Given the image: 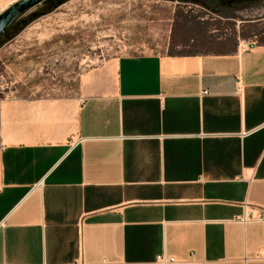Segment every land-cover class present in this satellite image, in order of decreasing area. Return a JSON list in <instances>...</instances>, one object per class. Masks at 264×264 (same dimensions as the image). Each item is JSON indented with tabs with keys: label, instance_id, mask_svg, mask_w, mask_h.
I'll list each match as a JSON object with an SVG mask.
<instances>
[{
	"label": "crops",
	"instance_id": "1",
	"mask_svg": "<svg viewBox=\"0 0 264 264\" xmlns=\"http://www.w3.org/2000/svg\"><path fill=\"white\" fill-rule=\"evenodd\" d=\"M84 86L0 99V264H264L263 38Z\"/></svg>",
	"mask_w": 264,
	"mask_h": 264
},
{
	"label": "rangeland",
	"instance_id": "2",
	"mask_svg": "<svg viewBox=\"0 0 264 264\" xmlns=\"http://www.w3.org/2000/svg\"><path fill=\"white\" fill-rule=\"evenodd\" d=\"M253 36L264 39V0H45L0 37V99H80L87 74L120 57L207 53Z\"/></svg>",
	"mask_w": 264,
	"mask_h": 264
},
{
	"label": "water",
	"instance_id": "3",
	"mask_svg": "<svg viewBox=\"0 0 264 264\" xmlns=\"http://www.w3.org/2000/svg\"><path fill=\"white\" fill-rule=\"evenodd\" d=\"M45 0H17L0 13V37L5 34L14 21L30 8Z\"/></svg>",
	"mask_w": 264,
	"mask_h": 264
},
{
	"label": "built area",
	"instance_id": "4",
	"mask_svg": "<svg viewBox=\"0 0 264 264\" xmlns=\"http://www.w3.org/2000/svg\"><path fill=\"white\" fill-rule=\"evenodd\" d=\"M17 0H13L11 1L9 5H11L12 3H14ZM7 6V7H8ZM6 7V8H7ZM4 10V9H3ZM2 10V11H3ZM237 221L241 222V223H246V222H250V221H255V222H260L263 226H264V210H261L257 213L252 214L251 212H243V214L241 216H239L238 218H236ZM257 257L260 258H264V251L261 253L257 254ZM174 260L171 259L170 262H173ZM164 264L166 263V261L163 259L162 261ZM78 264H83L82 262L78 263Z\"/></svg>",
	"mask_w": 264,
	"mask_h": 264
},
{
	"label": "trees",
	"instance_id": "5",
	"mask_svg": "<svg viewBox=\"0 0 264 264\" xmlns=\"http://www.w3.org/2000/svg\"><path fill=\"white\" fill-rule=\"evenodd\" d=\"M15 22H16V21H14V22L12 23V25H11L9 28H7V30L5 31V33H6L7 31H9V29H11V28L13 27V25H14Z\"/></svg>",
	"mask_w": 264,
	"mask_h": 264
},
{
	"label": "bare ground",
	"instance_id": "6",
	"mask_svg": "<svg viewBox=\"0 0 264 264\" xmlns=\"http://www.w3.org/2000/svg\"><path fill=\"white\" fill-rule=\"evenodd\" d=\"M5 9V8H4Z\"/></svg>",
	"mask_w": 264,
	"mask_h": 264
}]
</instances>
